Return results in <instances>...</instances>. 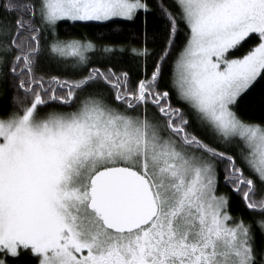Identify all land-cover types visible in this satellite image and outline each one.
<instances>
[{"label":"snow or ice","instance_id":"snow-or-ice-1","mask_svg":"<svg viewBox=\"0 0 264 264\" xmlns=\"http://www.w3.org/2000/svg\"><path fill=\"white\" fill-rule=\"evenodd\" d=\"M258 87L264 0H0V264H264Z\"/></svg>","mask_w":264,"mask_h":264},{"label":"trees","instance_id":"trees-1","mask_svg":"<svg viewBox=\"0 0 264 264\" xmlns=\"http://www.w3.org/2000/svg\"><path fill=\"white\" fill-rule=\"evenodd\" d=\"M142 23L143 21L141 20L140 24L138 26H142ZM159 26L157 24L156 21L153 20L152 17H149L148 18V30L149 32H151L153 30L154 27H157ZM123 39V38H121ZM127 67L131 68L133 74H135V67L131 64L129 65H126ZM260 92H261V89L258 87L253 93L252 95L249 97V101L252 102L253 104V107H252V110L251 112L248 113V115H250L252 118H255V119H259L262 115H264V111L261 110L260 108ZM5 103H7L5 101Z\"/></svg>","mask_w":264,"mask_h":264}]
</instances>
